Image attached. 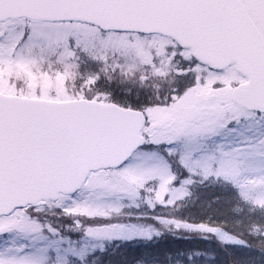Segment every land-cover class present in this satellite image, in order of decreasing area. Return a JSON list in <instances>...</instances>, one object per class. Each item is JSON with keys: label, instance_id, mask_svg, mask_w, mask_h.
I'll list each match as a JSON object with an SVG mask.
<instances>
[{"label": "snow or ice", "instance_id": "obj_1", "mask_svg": "<svg viewBox=\"0 0 264 264\" xmlns=\"http://www.w3.org/2000/svg\"><path fill=\"white\" fill-rule=\"evenodd\" d=\"M0 264H264V0H0Z\"/></svg>", "mask_w": 264, "mask_h": 264}]
</instances>
